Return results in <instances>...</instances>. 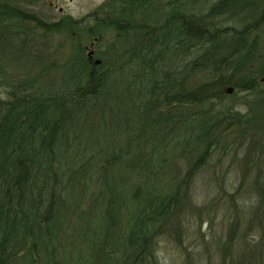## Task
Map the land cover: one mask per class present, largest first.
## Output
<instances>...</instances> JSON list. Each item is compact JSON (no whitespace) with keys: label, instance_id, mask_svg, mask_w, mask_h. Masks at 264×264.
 I'll use <instances>...</instances> for the list:
<instances>
[{"label":"trees","instance_id":"1","mask_svg":"<svg viewBox=\"0 0 264 264\" xmlns=\"http://www.w3.org/2000/svg\"><path fill=\"white\" fill-rule=\"evenodd\" d=\"M46 1L0 0V68L25 76L0 100V264H74L71 251L80 264H160L156 240L180 229L191 186L226 136L239 133L245 167L256 152V132L244 126L251 111L207 105L227 101L232 87L260 91L264 106V64L241 53L254 42L252 5L264 0L175 2L165 21L155 0H115L94 28L116 34L95 52L101 63L79 47L61 83L40 78L49 41L76 24L33 10ZM223 18L235 26L224 29ZM192 73L202 80L187 88ZM232 224L234 243L243 224L260 233L251 262L232 264L258 263L264 210Z\"/></svg>","mask_w":264,"mask_h":264},{"label":"rangeland","instance_id":"2","mask_svg":"<svg viewBox=\"0 0 264 264\" xmlns=\"http://www.w3.org/2000/svg\"><path fill=\"white\" fill-rule=\"evenodd\" d=\"M113 1L115 0H48L47 4L43 2L42 5L33 8L38 13L49 17L52 22L63 19L76 24H72L69 31L65 29L52 35L48 45L50 53L47 54L50 60L47 59V66L42 69L44 73L40 78H49L54 83L56 80L61 83L69 76L63 68L73 63L72 59L79 47L84 48L82 53L86 55L89 48L99 55L104 52L106 46L113 42L116 34L108 27L94 28L97 27V18L101 19L104 16V10ZM241 1L250 4L247 2L251 0ZM175 2L177 6L187 0H155L153 10L161 14L160 18L165 21V15L171 11ZM210 8L211 3L202 6L201 15H206ZM263 8L264 1L258 2L256 6L252 5L250 29L253 33L249 39H253L254 42L251 45L246 44L241 52L246 55V59L255 57L252 65L256 69L264 64ZM195 11L193 13L196 14ZM227 20L223 18V21L219 23L224 29L235 26L226 24L229 22ZM92 29L96 31L94 37L90 33ZM34 32L38 35L42 34L33 28L30 29V35ZM177 58V65H180V52ZM38 73L40 74L41 71ZM27 75L35 77L33 71ZM192 75L186 78L187 88H194L196 82L202 80L200 76H195V73ZM18 76L12 71L5 72L0 68V100H8L5 87L9 82H17L25 77ZM228 90H232L231 93L228 92L231 98L224 102L213 100L207 108L213 114H218L223 107L227 108V106H234L235 110L243 116L251 111L252 115L249 116V121H246L247 125L244 126L250 132H256L253 138L257 144L256 152H253L252 161L245 167L243 158L246 145L234 144V142H240L237 140L239 133L233 132L226 136L227 148H218L214 151L207 165L197 175L191 186L193 205L176 217L177 220L179 219L180 229L156 240L154 254L160 264H232L237 257L250 263V256L257 254L253 247L259 242L258 228L247 229L244 224L241 230L236 227V243L232 241V237L229 239L228 235L233 225L232 222L236 218L242 219L249 213L253 214L259 209L264 210V106L259 99L260 91L235 93L232 87ZM177 123L180 125L179 121ZM178 131L180 128L177 129ZM96 224L97 221L93 225ZM82 246L85 244L80 243V247ZM225 252L227 253L226 258H224ZM245 255H247L246 258ZM70 257L74 264H80L78 263L80 253L71 251ZM252 263L264 264V255L258 258V263L253 259Z\"/></svg>","mask_w":264,"mask_h":264},{"label":"flooded vegetation","instance_id":"3","mask_svg":"<svg viewBox=\"0 0 264 264\" xmlns=\"http://www.w3.org/2000/svg\"><path fill=\"white\" fill-rule=\"evenodd\" d=\"M91 50H92L91 48H89V49L87 50V56H88V54L90 53ZM88 60H89L90 63H92V64H94V65H99V64H96V62L99 61V60L95 57V52L92 54V57L89 58ZM100 61H101V60H100Z\"/></svg>","mask_w":264,"mask_h":264},{"label":"water","instance_id":"4","mask_svg":"<svg viewBox=\"0 0 264 264\" xmlns=\"http://www.w3.org/2000/svg\"><path fill=\"white\" fill-rule=\"evenodd\" d=\"M93 54V51L88 54V57L91 58ZM100 61H97L96 64H100ZM232 90H228L229 93H231Z\"/></svg>","mask_w":264,"mask_h":264},{"label":"bare ground","instance_id":"5","mask_svg":"<svg viewBox=\"0 0 264 264\" xmlns=\"http://www.w3.org/2000/svg\"><path fill=\"white\" fill-rule=\"evenodd\" d=\"M227 21H229V20H227ZM226 24H232V22H228V23H226ZM232 27H227V29L226 30H229V29H231Z\"/></svg>","mask_w":264,"mask_h":264}]
</instances>
